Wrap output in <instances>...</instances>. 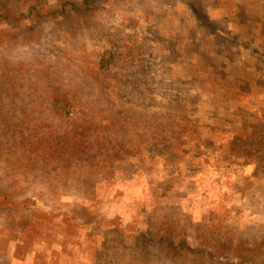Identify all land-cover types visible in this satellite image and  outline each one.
<instances>
[{
    "label": "rangeland",
    "instance_id": "374dc122",
    "mask_svg": "<svg viewBox=\"0 0 264 264\" xmlns=\"http://www.w3.org/2000/svg\"><path fill=\"white\" fill-rule=\"evenodd\" d=\"M204 1L242 46L183 0L0 44V264H264V0Z\"/></svg>",
    "mask_w": 264,
    "mask_h": 264
},
{
    "label": "trees",
    "instance_id": "16d2710c",
    "mask_svg": "<svg viewBox=\"0 0 264 264\" xmlns=\"http://www.w3.org/2000/svg\"><path fill=\"white\" fill-rule=\"evenodd\" d=\"M183 1L186 2L191 9L195 21L201 25L206 24L204 26L208 28L214 36L223 39L228 38L235 44L239 43L238 40L234 41L237 37L227 35L224 26L220 25L219 21H217L215 16L208 10L204 0ZM109 2H111V0H10L7 4L0 3V44L6 47L18 44H31L34 42L35 38L38 37V34L40 35V33L43 32L42 25L44 19L77 13L86 14L95 8H104ZM242 43L241 41L239 44L242 46ZM109 64L110 63H108L107 68L110 67ZM102 66L106 65L102 64ZM105 69L106 67L103 68L104 71ZM117 83L120 85L118 88H120L121 91L124 85L121 84L120 81ZM124 88L126 87L124 86ZM134 101L137 100L128 99L122 101L118 93L117 99L111 101V103L113 104L112 107H118V109L114 108L115 113L122 110V112L119 113L125 116L128 106H131V103ZM65 104H68V101L65 100ZM141 105L143 104H139V106ZM146 109L147 108H145L143 112ZM110 113L111 115H105L106 117L104 118L108 119L109 125H112L115 120V115L112 112ZM141 116H143V113L139 114V117ZM81 120L83 122H88L85 118ZM140 125L141 123L139 122L135 127L138 128ZM111 130H113V127H111ZM0 194H2L7 202H11V199L6 194L2 192H0ZM147 240V237L139 238L137 243L132 242L130 246H135L136 248L143 249L142 252H146V245L155 246L152 241L147 243Z\"/></svg>",
    "mask_w": 264,
    "mask_h": 264
}]
</instances>
